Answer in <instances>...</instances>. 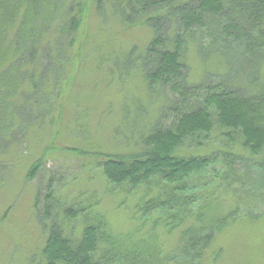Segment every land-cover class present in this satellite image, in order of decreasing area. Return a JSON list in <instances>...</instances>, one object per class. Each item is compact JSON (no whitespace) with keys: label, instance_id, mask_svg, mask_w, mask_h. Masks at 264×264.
<instances>
[{"label":"trees","instance_id":"1","mask_svg":"<svg viewBox=\"0 0 264 264\" xmlns=\"http://www.w3.org/2000/svg\"><path fill=\"white\" fill-rule=\"evenodd\" d=\"M112 3L123 24L136 27L145 23L153 30V39L132 66L141 73L151 93L173 101L163 109L164 121L143 136L144 146L139 152L105 154L103 174L113 186L157 187L162 199L160 210L170 209L161 213L162 220L172 230L185 226L178 245L183 260L187 264H200L217 234L238 216L237 211L227 214L228 210L218 206L215 198L198 199L201 192L197 190L210 191L217 186L213 182L211 187L202 182L190 191L184 183L196 174L208 175L213 167L216 173L215 167L223 158L231 167L236 161L242 160L243 164L264 156V76L260 77L259 71L264 67V0H113ZM70 6L67 0H0V145L20 121L27 128L16 134L27 133L35 124H45L52 114L51 100L63 94L75 67L71 68V48L78 41L85 14V4ZM210 30L217 32L218 38L213 39L212 45L229 63L230 72L220 80L210 81L211 76L205 71L207 80L192 83L186 62L188 47L196 42L202 52L204 41L213 37L207 35ZM245 65L257 67L248 76L255 81L250 93H242L230 85V78L243 72ZM216 132L224 146L233 143L242 150L239 153L223 150L222 155L215 152L213 156L183 155L181 149L187 143L193 142L200 149L212 145ZM259 168L264 173V164H259ZM216 177L217 183L227 178L217 173ZM165 185L176 186L168 193ZM51 193L49 190L45 201H54ZM48 204L42 213L36 202L47 235L42 259L37 264H151L148 254L151 244L142 243L146 244L139 254L143 262L136 257L129 259L102 216L85 215L81 229L68 231L66 223L59 221L48 227L51 216ZM214 210H219L218 214Z\"/></svg>","mask_w":264,"mask_h":264},{"label":"rangeland","instance_id":"2","mask_svg":"<svg viewBox=\"0 0 264 264\" xmlns=\"http://www.w3.org/2000/svg\"><path fill=\"white\" fill-rule=\"evenodd\" d=\"M67 2L71 8L85 4L78 41L71 48V68L75 67L68 84L59 99L51 100L52 114L45 124H35L27 133L16 134L27 128L20 121L0 145V264L40 263L47 235L39 220L37 200L41 210L49 203L48 227L59 221L66 223L68 231L81 229L85 215H99L105 218L129 259L136 257L143 262L139 254L146 246L142 243L147 241L152 246L148 252L151 264H187L178 248L185 226L172 230L162 220L158 188L113 186L102 170L105 154L139 152L144 146L143 136L164 121L163 109L173 101L151 93L141 73L132 66L153 39V30L145 23L136 27L123 24L113 0ZM169 34L173 36L171 31ZM207 35L213 37L204 41L202 52L194 42L186 53L192 83L207 80L205 71L210 81L220 80L230 72L229 63L212 45L217 32L210 30ZM254 69L257 67L245 65L239 73L243 78L239 74L230 78L231 87L242 93L252 92L255 81L248 76ZM259 71L260 77L264 76V67ZM217 133L212 145L206 144L203 149L187 143L181 149L183 155L213 156L215 152L222 155L223 150H242L233 143L224 146ZM225 160L218 161L215 167L218 175L227 177L225 180L217 183L213 167L208 175L196 174L184 183L190 191L202 182L209 183L208 187L213 182L217 186L210 191L197 190L201 192L198 199L215 198L214 202L228 210L227 214L237 211L238 216L217 234L200 264H264V173L259 168L264 156L243 164L242 160L236 161L231 167ZM174 186L165 185L164 190L169 193ZM49 190L54 201L47 202ZM214 211L211 214L219 212Z\"/></svg>","mask_w":264,"mask_h":264}]
</instances>
